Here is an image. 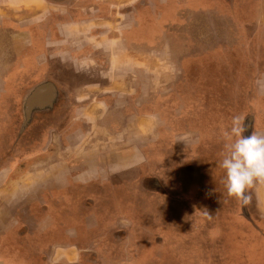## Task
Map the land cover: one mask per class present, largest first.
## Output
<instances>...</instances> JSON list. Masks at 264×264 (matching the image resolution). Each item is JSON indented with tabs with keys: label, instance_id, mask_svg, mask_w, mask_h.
<instances>
[{
	"label": "rangeland",
	"instance_id": "1",
	"mask_svg": "<svg viewBox=\"0 0 264 264\" xmlns=\"http://www.w3.org/2000/svg\"><path fill=\"white\" fill-rule=\"evenodd\" d=\"M244 2L249 4L251 0ZM172 16L178 24H171L168 20L163 25L165 39L160 46L166 44L174 46L178 42L177 46L183 42V47L190 49V52H186L189 56L187 64L190 66L183 65L181 84L184 89L190 87V90L186 91H189L188 103L192 111L190 116L182 120L179 118L183 126L180 131L187 133L194 130L203 136V142L207 143V147L205 149L201 145L206 151H202L196 158L197 163L204 164L199 167L203 172H207H204L206 176L202 179L203 182H207L208 188L213 187L218 192L206 195L207 202L212 206L210 214V207L204 210L205 207L202 208L203 205L198 201L195 205L190 196L191 181L185 174L187 167L185 159L190 161V153H186L182 156L184 160H180L184 151L181 153L179 149L174 153L173 150L170 151L172 157L170 160L164 158L163 165L162 163L159 165L164 169L158 172L163 186L173 189L172 194L180 195L178 202L163 203V209L159 210L155 207L156 198L145 195L144 186L125 182L118 185L115 190L108 187L98 191L95 202L101 213L110 210L111 201L114 206L121 202L122 209L124 207L133 222L129 223V246L128 243L125 246L119 243L112 246L110 228L118 212L114 210L115 214L110 219L101 215L98 219H88L95 225L90 232L91 236L97 239V248L104 252H102L104 261L100 260L98 264H264V236L254 232L251 224L245 222L248 215L256 217L257 221V216L264 208L259 205L260 203L255 206L252 203L241 209L239 202L236 203V199L228 195L225 187L226 173L220 167V161L231 142L229 134L234 117H240L245 123L246 114L251 108L259 109L254 112L257 123L251 128L253 133L256 129L258 131L264 129V109H261L264 108V101H259L261 94L264 93V87L259 92H254V95L251 87L255 82L254 67H251V64L254 63L255 68L258 66L262 68L264 47H260L257 52L248 53L237 38L238 35L251 30L248 20H254L252 21L254 30L257 29L256 20L258 26L261 19L260 9L254 10V14L248 16L249 19L245 17L244 25L242 21L240 23L241 28L239 26L235 28L234 19L226 14L225 5L220 0H195V3L190 2V5L181 3L177 5V11ZM9 43L4 41L3 45ZM231 47L235 49L233 51L228 49L224 56L223 50ZM223 58L226 60L222 61ZM11 113L7 121L5 119V125L2 127L0 124V147L3 146V155L9 157L12 156L11 147L18 137L19 130L18 117L15 112ZM185 140L190 143V138ZM187 151H190V148ZM206 152L212 154L206 156ZM18 156L19 153L11 158ZM147 171L143 170L142 173ZM166 174L174 175L170 179H165ZM179 175L180 179L186 178V183L184 182L181 188L177 184ZM212 180L216 183L213 186ZM255 184L252 189H248V195L258 191V187H254ZM75 216L71 214V218L66 220L58 218L60 237L79 224L89 223L87 220L80 222ZM43 220L27 215L16 218L13 226L22 225L27 228L29 234L23 236V239L20 236L21 228L11 230L13 236L17 237L16 241L23 243V251L13 256L15 264H29L33 259L34 264H40L38 257L43 248L49 245L40 246L34 242L35 236H39L38 231L44 223ZM75 232L72 230L71 234L74 236L77 234ZM49 236H46L44 243L57 238ZM157 239L160 240L159 243Z\"/></svg>",
	"mask_w": 264,
	"mask_h": 264
},
{
	"label": "flooded vegetation",
	"instance_id": "2",
	"mask_svg": "<svg viewBox=\"0 0 264 264\" xmlns=\"http://www.w3.org/2000/svg\"><path fill=\"white\" fill-rule=\"evenodd\" d=\"M174 1L176 0H16L20 8L17 12H13L16 13L15 17L18 16L25 22L20 24L21 30H27L29 34L35 37L45 36L46 40L49 37L57 36L59 39L56 41L63 42V45L67 46L66 36L70 31L78 36L92 34V36H104L108 35L107 33L110 31L107 29V25L103 26L102 22H100L94 25L92 32H88L84 29L86 27L80 24L81 19L99 18L100 20H106L108 17L114 18L117 16L123 17V24L131 27L133 25L131 20L140 14L142 15L144 11L159 19L165 15L170 16V7L173 6ZM226 1L231 4V7H234L232 4L233 0ZM125 3L130 4L127 6ZM7 11L11 12L9 9ZM68 24L69 28H67ZM150 27H153V25L150 24L148 28ZM155 28L157 27L155 26ZM151 29H154V27L149 30ZM126 31H129V29ZM77 42L81 43H75L73 45L74 48L80 47L81 52H85L83 57L90 58V49L94 48L93 43H91L92 41L77 39ZM165 46L169 47L170 45L166 44ZM103 60L105 59L103 58ZM165 62L168 63L167 60ZM180 70V67L177 71L173 67H170L163 73L174 76ZM37 75L38 72L35 76ZM69 78L71 80L75 79L72 76ZM76 81L85 82V79L80 78L76 79ZM165 92L166 90L164 89L162 91L159 90L156 93L159 96L156 101L152 102V100L147 99L143 102L145 104L144 109L156 115L140 119L136 116L127 118L122 116L123 112L120 111L114 117H102V122L99 123L102 126L91 123V117L86 108L77 113V119L76 116L73 117V106L70 102L69 91L57 90L52 83L48 82V79L41 80L36 86L25 93L24 97H21L16 92L11 99H8L6 104L11 106V111L15 112L18 117V137L14 143L12 142L11 152L12 156H16L18 153L19 156L12 159V156L0 154V181L10 173H32V171L38 172L42 170L43 165L39 167L33 166L32 161L35 156L40 158L45 157L47 162L51 161L50 165H54V161L60 158L59 161L61 163H66L60 165V169L56 171L57 177L61 176V178L59 182L56 178L52 179V183L50 182L53 186H56L55 191L59 193L60 199L51 198V194L48 195L50 196L49 199L50 201L55 200L57 204L66 209L67 213L62 212L61 214L63 218H71L72 214L76 215L75 217L80 222H84L85 220L89 222L88 224H79L77 226L75 229V233L77 234L74 236L72 234L69 237L68 244L75 243L74 245L80 249L88 241L97 243V239L92 238L90 233L92 228H95V225L91 224V221L88 219H98L99 215L110 219L114 216L115 211H117V217L114 216L112 223L113 226L119 223V229H111L112 243L113 245L119 243L125 246L130 240L129 223L131 216L127 214L124 207L122 209L121 202L117 206H114L110 199V210L107 209V213H101V209L96 207L95 202L98 191L108 187L115 190L118 185L125 182V184L144 186L145 195L156 198L155 207H158L159 210L163 209V203L178 202L180 195L178 196L177 193L172 194L171 191L173 189L163 186V181L158 174L160 170L164 169L163 166L159 167L164 158L166 157L170 160L172 157L170 151L172 152L173 150L174 153L177 149L181 153L184 151L179 158L180 160H184L182 156L190 153V161L185 159V163L187 164L185 174L189 181L190 176H192V179L195 180L194 183L199 184L206 176L204 175L206 171L203 172L199 167L204 166V164H198V159L196 158L202 151H206L207 143L203 142V136L199 132L191 130L184 133L183 130L180 131L183 127L181 120L184 117L190 116L188 105L182 101H163V98L166 97ZM130 103L131 107H133L134 102L131 101ZM18 105L21 107L19 112ZM7 118L8 116L6 118L0 117L1 121H5V119L7 121ZM245 118L246 131L244 135L247 136L253 133L251 126L256 125L257 121L255 122V115L246 116ZM107 119L113 121L114 125H109ZM250 120L252 123H250ZM138 125L144 128L143 133H139ZM51 131L55 134H51ZM189 138L190 143L185 140ZM52 141H56L58 148L51 151L55 152V154L48 157L46 149ZM188 148H190V151H187ZM86 152L90 153L87 154ZM211 154L210 152H206V156ZM18 161H23V163L17 164ZM81 161L84 164L83 168L79 166ZM89 162L95 163L94 170H91ZM143 170L148 171L142 173ZM87 175L88 178L85 177ZM172 175L174 174H166L165 179H170ZM180 177L179 175V182L177 184L181 188L186 183V178L180 179ZM205 184L207 185L206 192H218L213 187L208 188L207 182ZM213 184H216L214 180H212L211 185L213 186ZM59 185L60 189L58 188ZM46 186L47 183H43V188ZM85 195L87 197H84ZM35 196L27 198L28 205H25V208H34L35 200L36 203L42 200V197L38 196V194ZM80 199H84V207L87 209L84 213L78 210ZM25 204H27V201ZM203 206L205 207H203L204 210L210 207V214L212 211L210 202L203 203ZM69 212L70 214H68ZM20 215H26V213L19 212L17 215L15 211L10 216L7 210H0V222L3 223L4 218L5 221L10 219L13 225L16 222V218ZM245 219V222L251 224L254 232L264 236V212H261L257 216V221L256 217L254 218L250 215H248V219ZM40 239L45 240L46 237L43 236ZM158 239L157 242L159 243L160 240ZM63 245L64 248L65 245L67 246V243ZM11 248L9 252H5V250L2 253L0 252V259H2L3 264H11L8 258L14 256L13 251H22V245L12 243ZM97 256L94 252L90 253L86 251L82 253V257L77 264H82V262L94 264L98 261ZM39 258L40 264L54 263L49 262L51 261V257L48 252H42Z\"/></svg>",
	"mask_w": 264,
	"mask_h": 264
},
{
	"label": "crops",
	"instance_id": "3",
	"mask_svg": "<svg viewBox=\"0 0 264 264\" xmlns=\"http://www.w3.org/2000/svg\"><path fill=\"white\" fill-rule=\"evenodd\" d=\"M220 1L225 5L226 14L234 19L235 28H238V26L241 28V21L244 25V18L247 17L249 19L248 16L253 15L254 10L260 9L261 19L258 26L256 20L257 29L254 30V20H252L253 22L248 20L251 30L245 34L238 35L237 38L243 49L248 53L251 51L257 52L260 47H264V0H251L249 4H246L244 0H233L232 4L234 7H231V4L226 0ZM190 2L195 3V0L174 1L173 6L170 7L171 15H165L160 19L144 11L142 15L140 14L131 20L133 24L131 27L123 24V17L117 16L114 18L108 17L106 20H100L99 18L81 19L80 24L85 26L86 28L84 29L88 32H92L94 25L100 22H102L103 26L107 25V29L110 31L107 33L108 35L104 36H92L93 34L78 36L70 31L66 36L68 43L66 46L63 45V42L56 41L59 39L57 36L49 37L46 40L45 36L35 37L29 34L27 30H21L20 24L25 22L20 17L14 16L16 13L13 11L17 12L20 8L16 0H0V117L6 118L9 114H12L11 106L7 105L6 102L16 92L21 97H24L25 93L45 79H48V82L52 83L57 90L69 91L70 102L73 106V117L76 116L77 119V113L86 108L90 114L91 123L95 125L102 126V124H99L102 122V117H114L120 111L123 112L122 116L127 118L132 116H136L139 119L146 116L152 117L155 113L146 111L143 102L147 99L152 100V102L158 100L159 96L156 93L163 89L166 90V97L163 98V101L187 102L188 112L192 111L188 103L190 101L189 91H186L190 90V87L184 89L181 84V81H183L182 67L185 64L189 65L187 64L189 56L186 55V52H190V49H185L182 45L183 42L179 43L181 46H176L178 42L174 46H160L161 42H164L165 39L164 32H162L163 25L168 20L171 24H178V21L175 22L176 20L172 16L177 11V5L181 3L190 5ZM129 4L125 3L127 6ZM8 9L11 12L7 11ZM150 24L153 25L154 29L149 30L153 28H148ZM67 28H69V24ZM125 28L126 30L129 29V31L124 30ZM77 39L92 41L91 43H93L94 48L90 49V58L83 57L85 52H81L80 47L74 48L73 45L75 43H81L77 42ZM4 41H9L10 43L3 45ZM228 49L233 51L235 48L224 49V56ZM248 57H250V54ZM166 60L168 63L165 62ZM224 60L226 59L223 58L222 61ZM170 67H173L176 71L180 67L181 70L178 73L176 72L174 76L163 73ZM251 67H254L255 74V82L251 85L254 95V92H259L264 87V63L262 64V68H259V66L255 68L254 63L251 64ZM37 72L38 75L35 76ZM142 72L144 73L139 75ZM146 75L148 76L146 77ZM70 76L75 79L71 80ZM80 78H84L85 82L76 81V79ZM259 99V101H264V93L261 94ZM131 101L134 102L133 107H131ZM20 108L18 105V112ZM258 110L251 108L246 116H253L255 115L254 112ZM107 121L109 125H114V122L110 119H107ZM0 124L3 127L5 121H1ZM138 126L139 133H143L144 128L140 127V125ZM259 131L264 133V129H259ZM259 131L256 129V132ZM52 133L53 135L55 134L51 131ZM190 137L192 136L190 135ZM2 148L3 146L0 147V152ZM57 148L56 141H52L46 149L48 151H46L48 153L47 156L55 154V152L51 151ZM0 154L3 155L2 152ZM59 159L54 161V165H50V160L47 162L45 157L40 158L35 156L32 161L33 166L39 167L43 165L42 170L38 172L32 171V173L14 172L8 174L0 181V210H7L10 216L16 211L17 215L19 212H25L31 218L44 219V223L38 231L39 236H35L34 242L40 246L42 244H49L42 250V252L50 253L51 261L49 262H54L53 264H59V262L60 264H77L82 257V253L88 251L90 253L94 252L97 255L100 252V256H97L98 261L94 263L98 264L100 260L104 261V255L102 254L103 251L97 248V243L88 241L80 249L74 245L75 243L68 244L72 230H75L77 226L67 230V233H63L60 237L57 220L58 218L66 220L61 215L62 212H66V209L57 204L55 200L50 201V196H48L51 194V198L60 199L59 193L55 191L56 186L51 184L53 178L58 179L59 182L61 176L57 177L56 171L60 169V165L66 164L64 162L61 163ZM20 163H23V161L17 162V164ZM83 165L81 161L79 164L80 168H83ZM89 165H91V170H94L95 163L89 162ZM85 177L88 178V175ZM190 181L191 200L195 205H197V201L203 205V203L207 202L206 195L208 196L211 192L205 191L204 188L207 189V185L203 180L199 184H196L192 176H190ZM43 183H47L45 188H43ZM255 183L254 187L257 186L258 191H253L249 194L251 197L250 204L253 203L255 206V204L258 205L260 203L259 205L264 208V182L256 181ZM58 188H61L60 185ZM36 194L41 196L42 200L37 203L35 200L34 208H25V205H28L27 198L31 196L36 197ZM254 196L255 198H253ZM84 197H87V195ZM26 201L27 204H25ZM237 202L239 201L237 200ZM239 204L241 209H243L242 204L240 202ZM79 206V212H86L84 199H80ZM261 211L264 212V209ZM3 220V223L0 222L1 253L4 250L5 252H9L12 249V243L15 245L23 244L16 241L17 237L13 236V232L11 231L13 228H21V238L29 234L27 228H24L22 225L13 226L12 220L7 219L5 221V218ZM130 223H132L131 220ZM118 226V223L115 224V226L110 228V231L111 229H119ZM47 235H50L49 237L56 236L58 239L56 238L54 241H52L53 239H49L51 241L44 243V240L40 238ZM66 243L67 246L65 245L63 248V244ZM85 246H88V248ZM13 254L19 255L20 253L15 250ZM0 260V264H3L2 259ZM34 260L29 264H34ZM8 261L11 264H15L13 257L8 258ZM82 264H85V262H82Z\"/></svg>",
	"mask_w": 264,
	"mask_h": 264
},
{
	"label": "clouds",
	"instance_id": "4",
	"mask_svg": "<svg viewBox=\"0 0 264 264\" xmlns=\"http://www.w3.org/2000/svg\"><path fill=\"white\" fill-rule=\"evenodd\" d=\"M245 125L240 117L232 120L227 152L220 161L225 170V187L229 196L242 206L251 202L247 194L256 181L264 182V133L245 136Z\"/></svg>",
	"mask_w": 264,
	"mask_h": 264
}]
</instances>
